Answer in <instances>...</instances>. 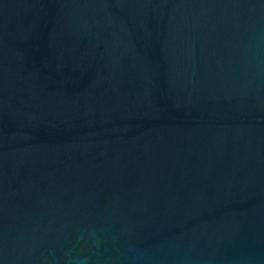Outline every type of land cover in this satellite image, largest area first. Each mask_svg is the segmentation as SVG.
<instances>
[{
	"label": "water",
	"instance_id": "95a60500",
	"mask_svg": "<svg viewBox=\"0 0 264 264\" xmlns=\"http://www.w3.org/2000/svg\"><path fill=\"white\" fill-rule=\"evenodd\" d=\"M0 264H264V0H0Z\"/></svg>",
	"mask_w": 264,
	"mask_h": 264
}]
</instances>
